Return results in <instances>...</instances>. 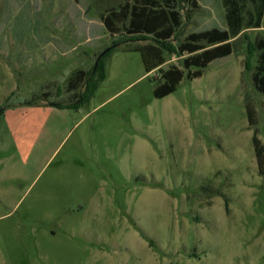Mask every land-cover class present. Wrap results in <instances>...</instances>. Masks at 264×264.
Listing matches in <instances>:
<instances>
[{
    "label": "rangeland",
    "instance_id": "1",
    "mask_svg": "<svg viewBox=\"0 0 264 264\" xmlns=\"http://www.w3.org/2000/svg\"><path fill=\"white\" fill-rule=\"evenodd\" d=\"M125 1L0 0V264H264V94L247 48L264 9L232 54L156 99L161 75L134 49L147 41L102 22ZM175 1L173 48L227 28L222 0ZM113 46L86 103L53 105L76 107L69 78ZM164 55L187 73L186 55Z\"/></svg>",
    "mask_w": 264,
    "mask_h": 264
},
{
    "label": "trees",
    "instance_id": "2",
    "mask_svg": "<svg viewBox=\"0 0 264 264\" xmlns=\"http://www.w3.org/2000/svg\"><path fill=\"white\" fill-rule=\"evenodd\" d=\"M186 2L190 3L191 7L196 6V0ZM248 2L252 4L251 12L247 10ZM222 5L225 9L226 29L214 28L190 33L176 48L171 46V41L181 28V14L175 0H126L118 11L111 12L102 22L115 34L111 19L128 20L125 28L127 37L131 41H147L134 49L141 54L146 74L158 71L161 75L162 84L154 91V97L161 99L174 93L184 77L187 80L198 78L210 62L232 54L234 41L244 35L245 31L261 28L264 0H222ZM247 48L249 56L256 53V66L252 73L254 87L257 92L264 94V37L255 39ZM166 52L178 56L186 55L182 60L183 68L187 70L186 74L177 68L162 69L166 62L164 55ZM103 57L94 73L93 68L90 72L79 70L69 78L68 85L71 90H78L83 85V92L78 95L76 107L53 105L77 108L86 103L97 84L105 79ZM44 98L47 96L44 95ZM248 118L250 125H254V113L251 109L248 111ZM252 143L259 170L263 173V146L256 133Z\"/></svg>",
    "mask_w": 264,
    "mask_h": 264
},
{
    "label": "water",
    "instance_id": "3",
    "mask_svg": "<svg viewBox=\"0 0 264 264\" xmlns=\"http://www.w3.org/2000/svg\"><path fill=\"white\" fill-rule=\"evenodd\" d=\"M112 48H114V46L105 49L103 52H101V53L97 56V58H96V60H95V62H94V64H93L92 73H94V71L96 70V68H97V66H98V63H99L100 59H101L106 53H108Z\"/></svg>",
    "mask_w": 264,
    "mask_h": 264
}]
</instances>
